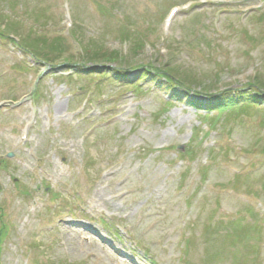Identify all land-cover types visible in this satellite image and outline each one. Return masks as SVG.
Segmentation results:
<instances>
[{
	"label": "rangeland",
	"instance_id": "374dc122",
	"mask_svg": "<svg viewBox=\"0 0 264 264\" xmlns=\"http://www.w3.org/2000/svg\"><path fill=\"white\" fill-rule=\"evenodd\" d=\"M4 26L0 264H264V91L204 94L264 85V0H0Z\"/></svg>",
	"mask_w": 264,
	"mask_h": 264
},
{
	"label": "trees",
	"instance_id": "16d2710c",
	"mask_svg": "<svg viewBox=\"0 0 264 264\" xmlns=\"http://www.w3.org/2000/svg\"><path fill=\"white\" fill-rule=\"evenodd\" d=\"M13 25V24H12ZM4 29H1L0 30V33L2 34V33H7V26L5 27H3ZM38 42V40H35V38L34 39H32L31 41H27V43H25L24 45L25 46H27V47H30L32 50H33V52H36L37 50H38V48H39V46H41L42 44L41 43H39V44H37V42ZM44 41H46V40H44ZM52 42H55V41H52ZM59 43V42H58ZM57 46H58V44H57ZM57 48V47H56ZM34 49H36V51L34 50ZM97 60H102V58H96ZM110 60V59H109ZM116 58H115V56L111 59V61H110V63H116ZM73 65H78V64H73ZM117 70L116 71H118V73H121V69H120V67H117L116 68ZM158 71H159V73L161 74V75H163L164 77H166L167 79H168V82L169 83H171V84H173V85H183L184 83H181V80L179 79V78H177L174 74H172V73H170V71L168 72V69H166V68H162L161 70L160 69H158ZM116 74V73H115ZM118 76H120V74H117ZM258 79L257 78H255V79H253L251 82H248L247 84H245L243 87H241V88H239V93H238V101H239V103H240V105H237V104H232V105H228L229 107H227L228 109H230L231 111L232 110H236V111H240V110H243L244 108L246 109V108H248L249 107V105H244V104H242L243 103V101H247V99H249V101H251V103L252 104H257L258 103V99H259V95H257V97H256V95H253V92L252 91H255V92H257V93H260V91L262 92V91H264V85L263 84H261L259 81H257ZM263 88V89H262ZM248 90H250V93H249V91ZM252 92V93H251ZM223 96H218V97H216L215 98V101L214 102H216L218 105H220L219 106V108L220 109H222L223 107L221 106V103H222V101H224V103H226V102H228V103H233V99L231 98V96H230V91H227V90H225V91H222V92H220ZM256 93V94H257ZM205 94H207V93H205ZM249 94V95H248ZM262 100H264V98H261ZM238 103V104H239ZM242 104V105H241ZM233 106H235V107H233ZM239 106V107H238ZM208 119V117H205V119ZM239 225H241L240 224V222L239 221H235V222H231V230L230 231H234L233 233H230V232H227L226 233V235L228 236V235H230V234H234V238H233V240H235L236 238H238V236L241 234V233H239L238 231H241V232H243L244 230H246V229H244V227H246L247 228V226H244L243 228L241 227V228H238L239 227ZM232 236V235H231ZM231 236H229V237H231Z\"/></svg>",
	"mask_w": 264,
	"mask_h": 264
}]
</instances>
